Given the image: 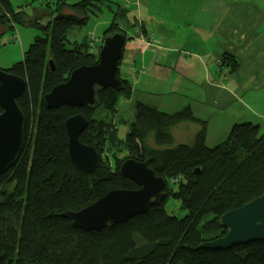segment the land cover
Instances as JSON below:
<instances>
[{
  "label": "trees",
  "instance_id": "1",
  "mask_svg": "<svg viewBox=\"0 0 264 264\" xmlns=\"http://www.w3.org/2000/svg\"><path fill=\"white\" fill-rule=\"evenodd\" d=\"M42 1L47 5L45 23L39 22L44 12L30 16L24 7L15 9L11 0H0V33L17 23L41 30L23 59L7 69L27 81L17 100L26 117V142L17 162L0 176V264H264V240L227 249L197 248L226 233L219 221L224 212L264 192V133L257 124L237 123L226 139L210 147L205 143L207 121L196 117L190 105L169 113L142 101L134 104L126 157L146 161L166 180L163 201L144 214L99 230L74 228L60 215L82 209L112 189L138 188L120 172L126 159L102 155L104 139L112 146L118 140L110 113L133 90L120 70L122 88L97 89L95 106L50 108L43 100L74 69L98 61L101 44L96 41L91 51L88 38L78 40L72 34L107 6L112 20L101 39L121 31L127 41L121 21L128 20V10L119 5L114 9L110 0ZM222 60L231 72L236 70L235 59ZM99 106L103 121L94 116ZM78 113L88 119L80 140L100 153L90 173L80 171L68 151L65 122ZM183 123L198 128L192 141L176 143L173 129ZM169 196L180 201L187 211L184 217L168 214L164 203Z\"/></svg>",
  "mask_w": 264,
  "mask_h": 264
},
{
  "label": "rangeland",
  "instance_id": "2",
  "mask_svg": "<svg viewBox=\"0 0 264 264\" xmlns=\"http://www.w3.org/2000/svg\"><path fill=\"white\" fill-rule=\"evenodd\" d=\"M51 1L55 2L56 0ZM111 1H113L114 9L119 3L125 4L131 9V12H135L134 10L139 8L141 20L137 16L128 14V20L121 21L122 28L130 37L133 33L132 28L136 25L140 27L141 21L148 29L147 33L151 34L153 45L147 50L139 52L133 59H123L121 76L130 80L134 90L129 99H121L115 110L110 113L113 124L116 123L118 127V140L112 146L109 140L105 142L104 139L103 145L106 152L102 155H107L112 159L115 154L116 157L127 159V138L130 123L135 117L134 104L138 100L169 113L190 105L195 116L207 121L206 145L213 147L226 139L235 126L233 119L238 115L237 109L240 108L241 103L230 98L228 100L230 105L227 107H221L220 103L214 104L213 95L209 89L210 85L205 83L208 79H222L223 81L226 79L224 74L223 77L217 75L215 56L220 53L218 42L221 39L218 40L217 35L213 34L211 30L213 26L208 24L209 20L207 18L199 20L196 16V20L192 19L194 15H190L189 19L185 18L188 10L185 7V11L182 13L181 3L184 0ZM186 1L192 4L201 2V0ZM11 2L15 9L20 6L24 7L30 16L36 12H44L43 19L39 20L41 23H45L48 19L46 10H44L47 5L42 0H11ZM52 5L54 6V4ZM65 11L69 10L65 9ZM111 20L112 11L109 7L104 6L102 12L92 14L88 23L81 30L74 32L75 37H72L80 40L84 34L91 33L97 37L98 43L101 44L103 31ZM141 27L143 26L141 25ZM40 31L37 26L17 23L12 30L1 32L0 67L7 70L14 63L21 61L25 51L34 41L35 36L40 34ZM156 52L160 54L156 62H153ZM211 56L214 57L215 64L208 63ZM178 77L181 79L177 80ZM235 78L234 73L232 79L226 80L224 83L231 86L238 94L242 91L235 84L237 82ZM176 80L178 88L172 91L171 87ZM243 98L260 106V102L264 99V89L250 90L244 94ZM100 111L101 107L99 106L96 108L94 116L98 121L99 119L103 121L105 115L99 114ZM197 128L195 124L177 125L173 129L174 141L189 143L193 139L192 133ZM147 144L150 147H155L152 140H148ZM111 146L113 149H110ZM164 207L169 215L177 218H182L187 213L181 207L180 201L172 196L166 198Z\"/></svg>",
  "mask_w": 264,
  "mask_h": 264
},
{
  "label": "water",
  "instance_id": "3",
  "mask_svg": "<svg viewBox=\"0 0 264 264\" xmlns=\"http://www.w3.org/2000/svg\"><path fill=\"white\" fill-rule=\"evenodd\" d=\"M125 42L124 32L105 35L98 61L74 69L66 81L55 85L43 96L45 104L50 108L60 105L92 107L98 103L97 89L112 87L120 90L123 82L118 76L119 60ZM26 88L24 77L0 67V176L17 162L24 150L26 117L17 100ZM87 125L88 119L81 113L65 122L70 158L80 171L90 173L97 167L100 153L94 145L80 140ZM120 172L138 188L112 189L94 203L79 210H66L60 215L69 219L74 228L99 230L144 214L165 199L166 180L157 176L146 161L128 158L122 162ZM219 221L226 233L201 242L198 249H227L264 240V192L242 206L224 212Z\"/></svg>",
  "mask_w": 264,
  "mask_h": 264
},
{
  "label": "crops",
  "instance_id": "4",
  "mask_svg": "<svg viewBox=\"0 0 264 264\" xmlns=\"http://www.w3.org/2000/svg\"><path fill=\"white\" fill-rule=\"evenodd\" d=\"M69 2L72 3L70 0ZM109 2L113 3L111 0ZM118 5L122 8L125 7L128 14L137 16L141 20L139 8L134 10L135 13L131 12V9L125 4L119 3ZM181 6L182 13L185 11V7L188 10L185 18L189 19L190 15H194L192 19H195L196 16L199 20H205L206 18L209 20L208 24L213 26L211 29L213 34L217 35L218 40L220 38L221 41L218 42L220 53L215 56L217 64L214 63V57L212 56L208 63L216 65L217 75L223 77L224 74L226 78L224 81L232 79L235 73V80L237 81L235 84L242 91L237 94V91L231 86H227L222 79H208L205 83L210 85L209 89L211 95H213V103H220L221 107H227L230 105L228 101L230 98L234 101L238 100L241 106L237 109L238 115L233 119L235 124H257L260 133H264V99L260 102V106H257L256 103L246 101L243 98L244 94L250 90L264 89V0H201L200 3L195 2V4L184 0ZM140 23V27L141 25L144 26L141 21ZM140 27L136 25L132 28L133 33L130 37L128 36L130 42L127 40L125 43L123 58L119 66L120 74L123 59H133L139 52L147 50L153 45L151 34L145 33L144 28L141 27L140 29ZM145 28L148 32L147 27ZM90 34H84L83 38H88ZM72 35L75 37L74 33ZM96 41L98 42V40ZM159 54V52L154 53L153 62H156ZM165 56L167 57V54ZM224 56L231 57L238 62L234 72H231L228 64L222 60ZM123 78L128 79L127 77ZM178 79L181 78L178 77ZM177 80L171 87L172 91L178 88ZM129 98L121 97L119 101ZM200 119L202 118L200 117ZM116 128L118 136V127L116 126Z\"/></svg>",
  "mask_w": 264,
  "mask_h": 264
},
{
  "label": "built area",
  "instance_id": "5",
  "mask_svg": "<svg viewBox=\"0 0 264 264\" xmlns=\"http://www.w3.org/2000/svg\"><path fill=\"white\" fill-rule=\"evenodd\" d=\"M89 41H90V50L93 51L94 50V44L97 40V37H95L94 35L90 34L89 37H88Z\"/></svg>",
  "mask_w": 264,
  "mask_h": 264
}]
</instances>
